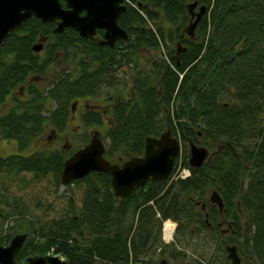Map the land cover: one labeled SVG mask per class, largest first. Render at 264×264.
<instances>
[{
	"label": "trees",
	"instance_id": "16d2710c",
	"mask_svg": "<svg viewBox=\"0 0 264 264\" xmlns=\"http://www.w3.org/2000/svg\"><path fill=\"white\" fill-rule=\"evenodd\" d=\"M193 1L207 12L190 37L182 32L190 19L186 5ZM125 4L118 23L128 39L112 47L83 39L72 28L54 32L55 22L35 17L8 36L0 46V104L11 99V106L0 115V142L16 140L24 151L47 125L65 128L74 100H96L115 87L108 109L87 108L80 116L89 127L102 125L109 115L102 138L105 158L121 163L140 156L146 137L171 127L180 143L173 170L126 199L114 196L108 172L73 181L83 186L81 205L71 204L65 215L45 224L27 218L28 237L17 261L53 254L68 264H214L195 252L190 258L177 236L186 234L189 243L195 226L199 239L221 238L216 230L226 222L229 242L241 238L250 259L264 264V0ZM37 42L39 52L33 49ZM62 62L52 82L41 88L50 67ZM123 65L130 66L129 74L120 76ZM191 143L210 152L200 167L189 165ZM72 153L0 155V173H30L34 180L52 175L60 185L63 162ZM183 169L189 170L186 177L178 174ZM9 206L11 211L0 210L3 221L21 214L13 210L16 204ZM166 219L177 225L173 241L164 244ZM11 238L1 236L0 244ZM250 259L243 264H253Z\"/></svg>",
	"mask_w": 264,
	"mask_h": 264
},
{
	"label": "water",
	"instance_id": "95a60500",
	"mask_svg": "<svg viewBox=\"0 0 264 264\" xmlns=\"http://www.w3.org/2000/svg\"><path fill=\"white\" fill-rule=\"evenodd\" d=\"M125 1L129 0H64L63 6L60 0H0V46L16 28L35 17L44 23L55 22L54 32L61 33L66 28H72L83 39H92L97 29H103L104 38L99 44L112 47L116 41L128 39L127 31L118 23L126 10ZM186 8L190 19L182 33L193 37L207 7L198 6V2L193 1ZM180 45L177 42L176 54L183 51ZM33 49L39 52L42 44L36 43ZM105 149L99 133L93 132L86 145L64 160L61 184L65 186L92 172H108L114 196L126 199L148 181L164 180L170 176L180 152V143L172 134L171 127H168L158 137H146L142 155L130 157L121 164L106 159ZM209 157L206 147L191 143L190 167H200ZM27 236L26 233H19L7 244H0V264H68L63 258L53 254L33 255L23 263L18 262L17 255ZM225 249L230 264H240L236 245L227 244ZM161 263L164 264L165 261Z\"/></svg>",
	"mask_w": 264,
	"mask_h": 264
},
{
	"label": "rangeland",
	"instance_id": "374dc122",
	"mask_svg": "<svg viewBox=\"0 0 264 264\" xmlns=\"http://www.w3.org/2000/svg\"><path fill=\"white\" fill-rule=\"evenodd\" d=\"M165 51L166 49L165 47H163V52ZM63 65V62L59 63L58 65H52L48 70L46 76L40 80L39 86L41 88H44L49 85L56 77L57 72ZM129 67L130 66L123 65L119 71L120 76H122L123 71L128 75L130 70ZM127 89L129 90V86ZM116 90L117 88L115 87L107 88L104 90L105 93L102 96H105V98H108L110 96L115 97L117 95ZM101 98L98 101H87L86 105L87 103L96 104L101 106L98 109H105L107 102ZM10 100L11 99H8L4 104H0V115L8 111L9 107L11 106ZM83 107L84 100L75 102V107L72 112L73 114H70V117L67 119L65 128L63 130H57L55 128H52V126L47 125V127H45V130L41 134L37 135L31 140L29 148L24 151L19 150L16 140L3 139L0 142V155L6 156L10 153L17 152L23 155H28L31 152L46 151L52 149H61L67 154L70 152H74L76 149L83 145H86V143H88V141L90 140L92 133L95 131L99 133V136L102 139L103 137H105V133L109 126V117L107 120L105 119L102 125H94L89 127L84 126L81 123L80 118H78L80 117V114L82 112L81 109ZM187 170L188 169L178 172V174L184 177L186 174H189L187 173ZM178 174L174 175L175 178H177ZM82 196V185L73 183L67 184L65 186H63L62 184L58 185L55 181L54 176L52 175H48L45 178H41L39 180H34L32 179L30 173L24 172L19 175L0 173V210L11 211L9 210V204L17 205L15 209H13L11 206L13 210H21V214H18L14 211L16 214H12L11 219H8L7 221H3V218L0 215V237L5 236L6 234H11L13 237L14 235L19 233H26L28 235V233L24 231L25 227L28 226L27 218L34 216V218H37L42 222V224H45L47 221L53 218H59L65 215L69 211L71 204L75 205V207L78 208L81 205ZM25 209L28 211V215H24V217L23 212L25 211ZM170 221L174 223V239L177 224L172 220ZM242 224L245 232H248V226L243 220ZM19 225H21V228H19ZM11 226H14L13 228L17 230L15 232L16 234L13 232L14 230L10 228ZM221 230L222 234L220 233ZM196 231L197 228L194 226L190 236L192 241H189V243H186L185 241V239L187 238L186 234L179 233L177 236L179 244L184 246V248L186 249V253L190 258H192V255L190 253L195 252L197 256L205 258L208 262L212 261L214 264H230L229 259L226 257V252H223V250H221V247L223 249L226 244L233 245V243L229 242L228 240L230 231L227 227L226 222L220 224V226L216 230L221 238H217L215 234H212L209 236V239L206 238L202 240L199 239L198 235L200 234H197ZM161 239L164 244L167 243L162 237V230ZM172 241L173 240H171L170 242ZM234 244L237 246V252L240 257L241 264L244 263V259L248 261L250 259L249 251L246 247L243 246L242 239L238 238V240L234 242ZM202 254L204 255V257L201 256ZM161 258L167 257L154 255L155 260H159ZM250 262L253 264H257L255 260L250 259ZM165 264H168L167 261H165Z\"/></svg>",
	"mask_w": 264,
	"mask_h": 264
},
{
	"label": "flooded vegetation",
	"instance_id": "af4514ba",
	"mask_svg": "<svg viewBox=\"0 0 264 264\" xmlns=\"http://www.w3.org/2000/svg\"><path fill=\"white\" fill-rule=\"evenodd\" d=\"M103 38H104V30L103 29H97V31H96V34L94 35V37L92 38V39H90V40H95L98 44L103 40ZM118 41H120V40H118ZM118 41H116V43L115 44H117L118 43ZM114 44V45H115ZM100 45V44H99ZM113 45V46H114ZM102 46H106V45H102ZM110 47V46H109ZM101 97H99L98 99H96V100H94V99H87V98H78V99H76V100H74L75 102H80V101H82V100H84V107L81 109L82 110V112H81V114L83 113V111L85 110V109H87V108H92V109H95V110H100V109H98V108H100L101 106L100 105H96V104H89V103H87V105H86V102L88 101H98L99 99H100ZM110 97H108V98H105V96H102V98L101 99H103V100H105L106 102H107V104H106V106H105V109H102V111H105L106 109H108L109 108V106H110V103L111 102H109V101H107V99H109ZM75 102H74V106L72 107V110H71V113L73 112V109H74V107H75ZM75 113H76V111H75ZM73 114V113H72ZM81 114H80V116H81ZM75 115V114H74ZM73 115V116H74ZM70 117V116H69ZM68 117V118H69ZM108 117H109V115L107 114H105L104 115V119H103V123H104V121H105V119L107 120L108 119ZM78 118H80V117H78ZM80 121H81V118H80ZM81 123H82V121H81ZM102 123V124H103ZM83 124V123H82ZM122 163V162H121ZM222 233V232H221Z\"/></svg>",
	"mask_w": 264,
	"mask_h": 264
},
{
	"label": "built area",
	"instance_id": "2783aa9c",
	"mask_svg": "<svg viewBox=\"0 0 264 264\" xmlns=\"http://www.w3.org/2000/svg\"><path fill=\"white\" fill-rule=\"evenodd\" d=\"M170 228H167V229H165V232H164V235H166L167 237H169L170 236Z\"/></svg>",
	"mask_w": 264,
	"mask_h": 264
},
{
	"label": "bare ground",
	"instance_id": "6f19581e",
	"mask_svg": "<svg viewBox=\"0 0 264 264\" xmlns=\"http://www.w3.org/2000/svg\"><path fill=\"white\" fill-rule=\"evenodd\" d=\"M166 226H169L170 227V229H172L173 227H174V225L170 222H168L167 221V223L165 224ZM171 237V233H170V236H169V238Z\"/></svg>",
	"mask_w": 264,
	"mask_h": 264
}]
</instances>
